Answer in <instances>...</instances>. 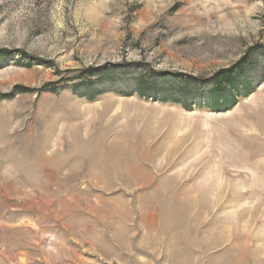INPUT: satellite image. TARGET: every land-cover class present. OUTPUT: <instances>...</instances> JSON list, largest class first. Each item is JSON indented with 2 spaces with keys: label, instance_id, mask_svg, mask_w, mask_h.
<instances>
[{
  "label": "rangeland",
  "instance_id": "obj_1",
  "mask_svg": "<svg viewBox=\"0 0 264 264\" xmlns=\"http://www.w3.org/2000/svg\"><path fill=\"white\" fill-rule=\"evenodd\" d=\"M0 264H264V0H0Z\"/></svg>",
  "mask_w": 264,
  "mask_h": 264
},
{
  "label": "trees",
  "instance_id": "obj_2",
  "mask_svg": "<svg viewBox=\"0 0 264 264\" xmlns=\"http://www.w3.org/2000/svg\"><path fill=\"white\" fill-rule=\"evenodd\" d=\"M97 74L94 72H88V77H95ZM242 71L238 70L233 72L231 70L225 71L221 74L220 78L215 81L212 87L208 90L205 98L206 99V107L213 112H223L233 107L236 103V97L234 93L239 92V90L243 91L245 94L250 91V83L247 80H242L241 76ZM100 76V75H98ZM101 83V81H98ZM86 87L85 85H82ZM81 86V87H82ZM223 87H227V90H223ZM78 90V89H77ZM76 92V91H75ZM94 92L91 89H87V99H94ZM77 93V92H76Z\"/></svg>",
  "mask_w": 264,
  "mask_h": 264
}]
</instances>
